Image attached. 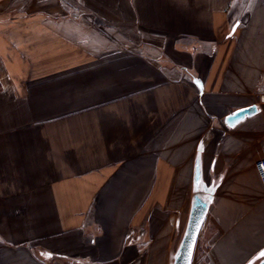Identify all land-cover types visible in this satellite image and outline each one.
I'll list each match as a JSON object with an SVG mask.
<instances>
[{"label":"crops","instance_id":"crops-1","mask_svg":"<svg viewBox=\"0 0 264 264\" xmlns=\"http://www.w3.org/2000/svg\"><path fill=\"white\" fill-rule=\"evenodd\" d=\"M261 97L264 0H0V264H172L208 186L190 264H258Z\"/></svg>","mask_w":264,"mask_h":264},{"label":"water","instance_id":"water-1","mask_svg":"<svg viewBox=\"0 0 264 264\" xmlns=\"http://www.w3.org/2000/svg\"><path fill=\"white\" fill-rule=\"evenodd\" d=\"M254 107L239 110L234 116H231V121H235L242 117L245 113H250ZM195 181L199 179L198 166L195 167ZM207 210V203L201 197L195 195L193 198L187 226L182 236L180 245L174 255L172 264H190L191 257L196 242V238L204 219ZM258 264H264V257Z\"/></svg>","mask_w":264,"mask_h":264},{"label":"built area","instance_id":"built-area-1","mask_svg":"<svg viewBox=\"0 0 264 264\" xmlns=\"http://www.w3.org/2000/svg\"><path fill=\"white\" fill-rule=\"evenodd\" d=\"M260 100L264 101V97H261ZM261 153L262 157L255 162L254 168L260 181V184L264 190V143L261 146Z\"/></svg>","mask_w":264,"mask_h":264},{"label":"rangeland","instance_id":"rangeland-1","mask_svg":"<svg viewBox=\"0 0 264 264\" xmlns=\"http://www.w3.org/2000/svg\"><path fill=\"white\" fill-rule=\"evenodd\" d=\"M198 192H199V194H201L203 200L207 201V199H209L210 194L212 192V188H211V186H208V187L203 188L202 190L198 189ZM261 259H262V257H261Z\"/></svg>","mask_w":264,"mask_h":264},{"label":"snow or ice","instance_id":"snow-or-ice-1","mask_svg":"<svg viewBox=\"0 0 264 264\" xmlns=\"http://www.w3.org/2000/svg\"><path fill=\"white\" fill-rule=\"evenodd\" d=\"M261 255H264V253H261Z\"/></svg>","mask_w":264,"mask_h":264},{"label":"trees","instance_id":"trees-1","mask_svg":"<svg viewBox=\"0 0 264 264\" xmlns=\"http://www.w3.org/2000/svg\"><path fill=\"white\" fill-rule=\"evenodd\" d=\"M262 253H264V251Z\"/></svg>","mask_w":264,"mask_h":264}]
</instances>
